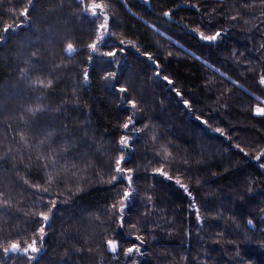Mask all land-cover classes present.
Returning a JSON list of instances; mask_svg holds the SVG:
<instances>
[{"label": "trees", "instance_id": "obj_1", "mask_svg": "<svg viewBox=\"0 0 264 264\" xmlns=\"http://www.w3.org/2000/svg\"><path fill=\"white\" fill-rule=\"evenodd\" d=\"M89 4L108 16L102 49L116 63L89 60ZM262 45L264 0H0L3 264H264V117L254 115L264 107ZM112 71L115 88L104 78ZM130 116L135 133L122 127ZM126 131L130 188L109 183ZM133 189L121 227L112 205ZM49 208L37 259H5L11 244L39 241Z\"/></svg>", "mask_w": 264, "mask_h": 264}, {"label": "snow or ice", "instance_id": "obj_2", "mask_svg": "<svg viewBox=\"0 0 264 264\" xmlns=\"http://www.w3.org/2000/svg\"><path fill=\"white\" fill-rule=\"evenodd\" d=\"M242 3H246L247 0H241ZM92 17L94 19H98V13H97V9L101 8L102 6L99 4H93L92 6ZM29 8L26 7L21 13V16L27 17ZM164 16H169V12H164L163 13ZM93 19V22H94ZM231 19H237V17L233 16L231 17ZM247 23V21H246ZM11 28L10 25H6L4 27V32L6 33L7 31H9V29ZM200 39L204 40V41H209V42H213L216 41L220 36H221V31H217L214 35H205L203 32H201L200 34ZM111 37V32L109 31L108 28V17L105 16L103 23H101L99 25V34L96 38V40L90 44L88 47L91 50L90 56H89V60L90 62L94 59V57L96 56L98 49L101 46H109L108 42L110 40ZM121 44H124V41H120ZM262 49H264V45L261 46ZM78 51V49L74 48L73 45L70 43L67 46L66 52L68 54V56H73L76 52ZM125 49L121 48L120 52H124ZM264 54V53H262ZM103 56L106 57H113V60L107 61V63L112 64V63H116L118 60L117 57V53L116 52H104ZM149 60L154 61L153 57L149 55ZM100 63H104V61H100ZM121 73L118 71H112L109 72L104 78L106 81H109V87L115 88V83H113L112 81H116V78L120 75ZM157 76H159V73H157ZM164 79H167V77H164ZM84 80L85 82H87L88 80V72L87 70L85 71V76H84ZM169 84H171V81H168ZM41 84H43V82H41ZM51 81H49V85L46 86H50ZM259 84L261 86H264V75H262L259 79ZM118 91L120 93H125L127 91L126 88L121 87L118 89ZM177 95H179V93H177ZM129 103L131 104L133 110L136 109V104L132 101H129ZM185 105L187 106V101H185ZM30 111H34V110H30ZM254 115L257 116H261L264 117V107H257L255 109ZM197 119H199V117H197ZM123 129L128 130V129H132L133 133H135V131H137L135 129V122H134V117L130 116L128 121L126 123H124L122 125ZM217 132H221V134H223L222 130L217 128L216 129ZM23 139V137H22ZM135 139L134 135H129V133L126 131L124 135L121 136L120 141H119V150L123 153H125V155H121L118 159H116L115 161V174H113L111 176V181H109V183L112 182H116V181H122V180H127L128 181V187L130 188L132 185V169L123 167L122 165L125 164L128 160V155L127 153L129 151H131V142ZM241 151H243V149H241ZM264 156V153H261L260 155L257 156V161L261 160V157ZM261 167H264V163L260 164ZM66 167V166H65ZM53 168H55V162L53 163ZM156 172H159L161 175H167L166 173L163 172L162 169H157ZM125 173H128V175H125ZM53 181V177L49 176V183H51ZM178 184L180 183L179 180L176 181ZM25 183H27V181H25ZM181 187L185 188V191L187 192L188 189L181 184ZM38 188V186H36ZM44 191H47V189H44ZM134 194H135V189H133L131 192L128 190H125L123 193V197L119 200V207L117 208L116 204L112 205V209H113V215H115L116 212L119 213V220H120V226L123 227L124 226V219L126 216V209H130L131 207L134 206ZM149 199H151V197H149ZM53 206L55 205V202L53 201ZM52 212V208L48 209V212H40L39 216L41 217V219L43 220V224L41 225L40 229L38 230V236H39V241H37L36 239H33L32 243L29 244L27 247H24L21 249V246L18 243H13L10 245V247H6L3 249L4 252V258H8L9 253H19L22 252L25 256H27V259L29 261H33L37 259V256H33V255H28L29 251H31V253H35V254H39L42 250H43V238L45 236V228L47 226H49V221H50V215L49 213ZM201 217L199 215V210H197V221H200ZM249 225H252V220L248 221ZM133 227H135V225H133ZM135 239L140 240L141 243L142 238L140 236H137ZM39 242V244L41 245L40 247H37V243ZM107 245H108V250L116 253L118 251V243L115 240H108L107 241ZM141 251L140 247L134 246V247H130L126 250L125 255H129L133 252L139 253ZM0 264H3V261L0 260Z\"/></svg>", "mask_w": 264, "mask_h": 264}, {"label": "rangeland", "instance_id": "obj_3", "mask_svg": "<svg viewBox=\"0 0 264 264\" xmlns=\"http://www.w3.org/2000/svg\"><path fill=\"white\" fill-rule=\"evenodd\" d=\"M93 4H89V6H87V10L85 11L86 12V14L90 17V18H93L92 17V6ZM97 11V13H98V16H99V18L98 19H95V22L97 23V32H96V38H97V36H98V34H99V25L101 24V23H103V21H104V18H105V16H107V14H106V12L104 11V8H99V9H97L96 10ZM108 17V16H107ZM94 19V18H93ZM108 28H109V26H108ZM112 36V35H111ZM96 38H95V40H96ZM109 44H110V40H109V42H108ZM103 46H101L99 49H98V52H97V54L96 55H98V56H103V53L105 52L103 49ZM112 52H114V51H112ZM103 57H105V59L106 58H108V57H106V56H103ZM118 57V56H117ZM110 58V57H109ZM164 177H168L167 175H164ZM37 254H35L34 253V255L33 256H36Z\"/></svg>", "mask_w": 264, "mask_h": 264}, {"label": "water", "instance_id": "obj_4", "mask_svg": "<svg viewBox=\"0 0 264 264\" xmlns=\"http://www.w3.org/2000/svg\"><path fill=\"white\" fill-rule=\"evenodd\" d=\"M23 254V253H22Z\"/></svg>", "mask_w": 264, "mask_h": 264}]
</instances>
